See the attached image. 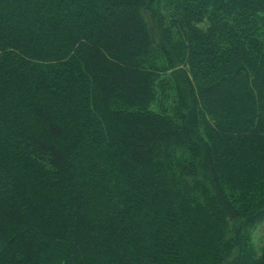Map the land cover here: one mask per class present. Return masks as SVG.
Wrapping results in <instances>:
<instances>
[{
    "label": "trees",
    "instance_id": "obj_1",
    "mask_svg": "<svg viewBox=\"0 0 264 264\" xmlns=\"http://www.w3.org/2000/svg\"><path fill=\"white\" fill-rule=\"evenodd\" d=\"M0 264H264V0H0Z\"/></svg>",
    "mask_w": 264,
    "mask_h": 264
},
{
    "label": "rangeland",
    "instance_id": "obj_2",
    "mask_svg": "<svg viewBox=\"0 0 264 264\" xmlns=\"http://www.w3.org/2000/svg\"><path fill=\"white\" fill-rule=\"evenodd\" d=\"M261 234H260V229H257L256 230V232H255V234H254V236H256V237H259ZM260 239V238H259Z\"/></svg>",
    "mask_w": 264,
    "mask_h": 264
}]
</instances>
